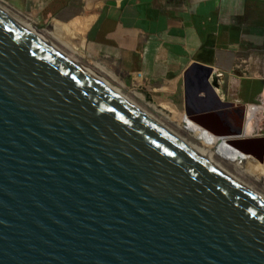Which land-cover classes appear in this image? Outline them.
<instances>
[{"label":"water","instance_id":"1","mask_svg":"<svg viewBox=\"0 0 264 264\" xmlns=\"http://www.w3.org/2000/svg\"><path fill=\"white\" fill-rule=\"evenodd\" d=\"M0 264H264V198L0 8Z\"/></svg>","mask_w":264,"mask_h":264},{"label":"crops","instance_id":"2","mask_svg":"<svg viewBox=\"0 0 264 264\" xmlns=\"http://www.w3.org/2000/svg\"><path fill=\"white\" fill-rule=\"evenodd\" d=\"M6 1L32 23L72 24L95 72L101 65L119 82L142 80L165 105L190 106L192 118L225 120L228 109L235 117L264 96V0ZM213 76L217 87L208 83ZM253 121L247 113L243 133ZM205 123L221 134L214 120Z\"/></svg>","mask_w":264,"mask_h":264},{"label":"rangeland","instance_id":"3","mask_svg":"<svg viewBox=\"0 0 264 264\" xmlns=\"http://www.w3.org/2000/svg\"><path fill=\"white\" fill-rule=\"evenodd\" d=\"M0 1H1L0 5L2 4L1 6L5 7L6 11L9 14H11L13 17H15L21 21L23 20L22 21L23 23L26 22L27 25H29L31 28H34L35 31L38 34H40L44 39L49 41L54 46L58 47L59 50L61 49L62 53L68 55L69 57L73 58L74 60H76L77 62L82 64L83 66L87 67V69L92 74L96 73V76L99 79L104 80L111 87H114L116 89H120L121 90L120 93L122 95H124L128 100H131L134 104L139 106L142 110L146 111L150 115H153L157 120L162 122L170 130L174 131L177 135H179L182 138H185L190 143H192L194 141L193 138L190 137L188 133L184 132L182 129L179 128L178 125H179L180 119L177 116H173V119H166L161 113H159L157 110L153 109L152 106H150V105H155L158 109H161L162 104L165 105L167 103H170L169 99L161 97L159 95H156L155 91H153L151 89L150 84H147V83L143 82L142 80L138 79L137 81L135 80V81L129 82V84L123 83V85L121 86V84L119 83L118 80H114L113 78L106 75L105 70H103L101 72H100V70L95 72L93 70L94 68L91 67V65H90L92 60L90 58H87L85 56V53H84L83 32L80 33L79 30H77V32H75L73 30L74 27L71 26L72 24L65 25L58 20L51 21V22L47 23L46 25H43L42 23H38V24L32 23V21H30V19H29L30 15H28L27 13L22 12V11L21 12L23 14L20 13L18 9L13 8V6L10 3H8L6 0H0ZM55 25H61L62 27L66 28L69 31V32H66V34L68 33L69 35L72 34L73 36H75L71 40L72 41L71 44L77 46L76 48H78V52H77L78 54L74 53L73 50L68 49L67 46L65 44H63V42L59 39L61 37L62 40H65V36H64L65 34L61 36V34L57 32L56 28H54ZM68 39H69V37H68ZM96 69H97V67H96ZM116 75L119 78L118 74H116ZM119 80L122 81L120 78H119ZM136 93H140L142 95V97L137 96ZM228 98H231V97L229 96ZM175 101L177 102V100H175ZM176 102H175V105L180 109L183 108L182 110L185 111V108L183 107V105H177ZM248 103L250 104L252 102H248ZM251 106H253V105H251ZM249 107H248L247 111L245 109L243 110V112H242L243 116L245 113V116L247 117ZM164 111L165 112H163V113L170 114V112L166 111V109H164ZM252 116L254 117V109H252V111L248 113L249 119H251ZM254 126H255V121L250 123V125H248V127H247V124H245V128H244V131H245L244 133H246L245 136H249L251 134L253 136L258 135V133H256V131H254V128H255ZM234 140H236V138ZM212 151H214V148L212 149ZM252 156H254V155L252 154ZM261 162H262V160H261ZM221 165L230 174L235 176L242 183H244L246 186L252 188L254 191H256L257 194L259 193L264 198V180L263 179L254 180V177H250L248 175H245V176L241 175L239 170H237L234 167H230L226 163L221 164Z\"/></svg>","mask_w":264,"mask_h":264},{"label":"bare ground","instance_id":"4","mask_svg":"<svg viewBox=\"0 0 264 264\" xmlns=\"http://www.w3.org/2000/svg\"><path fill=\"white\" fill-rule=\"evenodd\" d=\"M1 5H0V8L3 11H5L6 13H8L6 11L5 7H2ZM15 19L18 20L19 22H21L24 26H26V29L27 30H29L30 32L36 34L37 36L41 37L42 39H44L40 34H38L35 31L34 28H31L29 25H27L26 22L23 23L22 22L23 20L21 21V20H19L17 18H15ZM56 30H57L58 33L61 34V36L65 34L64 35L65 36V40H62L61 37L59 38L63 42V44H65L68 49L73 50L74 53H77L78 52V48H76L77 46L71 44V42H72L71 40L75 36L69 35L68 33L66 34V30L65 29H62L60 27H57ZM68 37H69V39H68ZM44 40H46V39H44ZM47 42H49V41H47ZM51 45H53V44H51ZM54 47H56V46H54ZM56 48L59 50L58 47H56ZM59 51L61 52V49ZM100 68L103 69V70H105V73L109 77H111V78H113L115 80H118L117 77L114 75V73H112V71H110L109 69H107L105 66H101L100 65ZM93 75L96 76V73L93 74ZM102 81L104 83H106L104 80H102ZM119 83L121 84V86L123 85L122 82H119ZM106 84L109 85L108 83H106ZM112 88L116 92H118V93H120V91H121L120 89H116L114 87H112ZM136 95L139 96V97H142V95L140 93H136ZM129 101L132 102L131 100H129ZM135 106H137V105L135 104ZM150 106H152L153 109H155L159 113H161L166 119H173V116H177L180 119V122H179V125H178L179 128L182 129L184 132L188 133L189 136L192 137L194 141L192 143L188 142L185 138L180 137L174 131L170 130L166 125H164L162 122H160L159 120H157L153 115H150L146 111L142 110L139 106H137V107L140 110H142L143 112H145L147 115H149L150 117L154 118L159 124H161L162 126H164L172 134H174L175 136H177L180 140H182L184 143H186L190 148H192L193 150H195L198 154H200L203 157H205L206 159L210 160L211 162H213L214 164H216L217 166H219L221 169H223L227 173H229V172L227 170H225L222 167L221 164L226 163L230 167H234L237 170H239L241 175H244V176L245 175H248L250 177H254V180H259V179H263L264 180V165L263 164L259 163L254 158V156H252V155H247V154L245 155V154H240V153L236 152L235 149L230 144H228V142H227V140L225 138H221V137L217 136L216 134L212 133L211 131L206 130L205 128H203L202 126H200L199 124H197L195 121L191 120L188 116H186V114H185L186 112L184 110H182L183 108L180 109L177 106H174V109H173L171 106L162 104V106H163L162 108H164L166 110L167 109H169V110L172 109L171 111H169L170 114H171L170 115L168 113H163V112H165L164 109H162V110L161 109H158L155 105H150ZM252 109H253V107L250 106L249 107V110H248V113L251 112ZM213 148H214V151H212ZM233 177L235 179H237L235 176H233ZM237 180L242 185H244L245 187H247L250 190L254 191L252 188H250V187L246 186L244 183H242L239 179H237Z\"/></svg>","mask_w":264,"mask_h":264},{"label":"flooded vegetation","instance_id":"5","mask_svg":"<svg viewBox=\"0 0 264 264\" xmlns=\"http://www.w3.org/2000/svg\"><path fill=\"white\" fill-rule=\"evenodd\" d=\"M188 91H189V87H188ZM211 101H213L212 99H210ZM186 112L191 115V110H190V106H186ZM235 117H233V113L232 110L228 109L224 112L226 119L222 120V118L219 117V119L214 120L215 124L218 128L217 131H222V130H229V131H236L237 129H243V125H244V119H245V115L243 116V114L240 112V110H235ZM232 113V115H231ZM218 117V116H217ZM256 138H261L263 143H262V147L261 149L258 151L257 155L264 160V137L262 135H256L254 136ZM235 143L237 144H242L243 141L241 138H236V140H234Z\"/></svg>","mask_w":264,"mask_h":264},{"label":"built area","instance_id":"6","mask_svg":"<svg viewBox=\"0 0 264 264\" xmlns=\"http://www.w3.org/2000/svg\"><path fill=\"white\" fill-rule=\"evenodd\" d=\"M251 105L254 106V131H256L258 135L264 134V96H261L259 101L254 104H246L245 110L247 111L248 107Z\"/></svg>","mask_w":264,"mask_h":264}]
</instances>
